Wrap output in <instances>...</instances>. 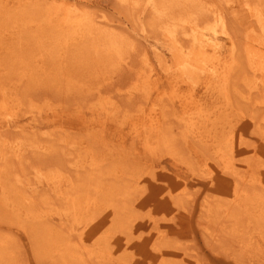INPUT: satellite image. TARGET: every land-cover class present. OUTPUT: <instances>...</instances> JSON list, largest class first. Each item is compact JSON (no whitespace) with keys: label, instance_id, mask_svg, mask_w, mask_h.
Instances as JSON below:
<instances>
[{"label":"rangeland","instance_id":"1","mask_svg":"<svg viewBox=\"0 0 264 264\" xmlns=\"http://www.w3.org/2000/svg\"><path fill=\"white\" fill-rule=\"evenodd\" d=\"M155 1L0 0V264H68L70 254L59 234L74 229L76 236H86L89 250L103 264H160L144 239L162 229L165 239L154 244L165 254L161 264H264V244L245 255L233 244L240 234L259 230L255 204L242 203L239 216L221 226L225 214L217 209L233 199V186L212 184L197 172L209 164L229 183L261 180L257 189L264 195V140L250 119L263 116L255 110L261 93L247 83V72L234 74L235 57L244 67L245 40L264 38V28L244 3L264 16V0H188L166 12ZM55 8L85 10L114 39H125V53L120 40L112 45L116 66L92 68L86 43L64 53V34L56 33L63 12L56 16ZM211 12L221 19L217 27ZM195 38L205 46L204 65L194 59L199 50ZM102 68L106 72L100 74ZM146 72L150 98L144 106L142 94L132 89L145 83ZM217 77H225L226 86ZM128 89L131 99L124 96ZM110 97L113 105L106 109ZM159 98L161 125L174 126L176 134V124L192 113L195 102L204 111L205 143L190 137L178 141L171 148H179L176 161L157 147L154 172L184 183L192 196L176 206L167 202L168 189L147 174L141 161L144 142L136 128L137 112L153 113ZM6 113L8 119L2 116ZM234 134L241 135L243 144L231 159L219 150ZM5 140L16 145V154L7 160L1 157ZM135 150L137 159L131 156ZM92 199L89 211L86 203ZM71 258L84 264L80 252Z\"/></svg>","mask_w":264,"mask_h":264},{"label":"bare ground","instance_id":"2","mask_svg":"<svg viewBox=\"0 0 264 264\" xmlns=\"http://www.w3.org/2000/svg\"><path fill=\"white\" fill-rule=\"evenodd\" d=\"M119 1L120 2H123V1L124 2H127V1L136 2L137 0H119ZM150 1L151 0H144V5H150ZM187 1L188 0H156L154 4H155V7L157 5V8L160 7V9H163L164 12H166L170 7L174 8V5L180 4V3H185ZM244 4L246 5V8L249 12L250 17L253 18L255 21L259 22L261 27L264 28V16H263V14H260L257 10H255L253 7H251L248 4V2L244 3ZM52 10L54 11L56 16H58V13L60 11L63 12L62 17H60V19L56 23L57 24L56 33H57V35H59L60 33L64 34L63 40L61 43L62 44V51L64 53L68 52L69 49H71V47H73L72 51L80 50L84 47L83 46L84 43H86V44H88L87 49H86L87 59L89 60L90 65L91 66L93 65L92 68H96L97 70H99L98 66L100 63H105V65H103V66L106 69H108L110 65L113 67L116 66L115 62H112V59H113V57H115V54H117V50L113 49L112 45H114V44L119 45L120 43H122V44H120V45H122L121 46L122 52L125 53V50L127 49V44L125 43V41H123L125 39L122 40V38H120V37L117 39H114V37H113L114 34H112V32L108 28H106V25L103 24V22H98L94 17H92L91 14L87 13L85 10H82L79 8H74V9L55 8ZM160 14H163V13L161 12ZM211 14H212V21H213L212 24H213V26H216V23L219 22L221 19H219V21H218V19H217L218 16L213 12H211ZM155 17H156V19H158L157 15H155ZM172 20L174 21V23L178 27L182 24L181 19H179L177 21H175L174 19H172ZM221 24H222V22H221ZM253 24H255V23H253ZM220 27L222 28L221 25H220ZM208 29L211 30L210 27ZM219 32H223L225 35H227V33H225L226 31L224 29H220ZM53 35H55V33L52 34L51 36H53ZM113 39H114V41H113ZM197 39L198 38H195L194 40H196V42H198L199 50L195 54L194 59H195V61H198L199 64L204 65L206 63V60H207L206 51L204 49L205 46L201 45V43H199V40H197ZM123 43H125V44H123ZM243 44H244V46H243V56L244 57H242V56L241 57L244 59V67H242V65H243L242 64L241 68H239V58L235 57L234 58V65H235V73L234 74H237L238 72L240 73V71H242L241 74L246 75V72H247V75L250 77V80L248 79L247 83L250 84L251 88L257 89L261 93V99L259 102H256L257 106L255 107V110L261 111L263 116H262V118H258V117H254V116H251V117L249 116V117L252 120L253 125L256 126V128L258 129L257 131H258L259 137L262 140H264V38L252 35L250 38L246 39L245 43H243ZM115 47H117V46H115ZM100 56H102V57H100ZM118 59H120V57ZM241 62H242V60H241ZM236 66H238V67H236ZM113 67H112V69H113ZM105 68H102L103 71H99V73L101 74V73L106 72V71H104ZM145 76H146L145 77V83H143V84L139 83L138 85L136 84V86L132 89L133 91L140 92V94H142L141 96H142V99L144 102V106L147 104V101L150 98V94H149V91H150V88H149L150 75H149V72H146ZM213 78L215 79L216 77H213ZM103 81L106 82L107 80L104 79ZM216 82L222 86H226V84L228 83V81H227V79H225V77H220V78L217 77ZM132 90L128 89L127 93L124 96L128 99H131L130 97L132 95ZM111 99L112 98L110 97L109 100H107V99L105 100L106 109L112 108L113 104H112ZM161 101H162V99L159 98L158 103L156 105L154 104L155 109H154L153 113H145L144 109H141V108L138 110L137 113H139V115H137V118H136L137 119L136 128L138 127V129H141V134L139 135V137L141 139H143V142H144L143 152H142L143 158L141 161H144V165L147 166V168H145V169L146 170L149 169V171H150V172L148 171L147 174L150 173L152 175L153 179H155L160 185H163L164 187H166V189H168L167 193H166L167 194L166 200L169 204H174V206H176L175 204L180 203L179 202L180 200H182V199L185 200L188 198L191 199L190 197H192V196H191V193L188 191V189L184 183L179 184L177 181H174L173 179L168 178L165 175V173L154 172L156 170V166L154 165L153 161L157 156V152H156L157 147L162 146L164 150L167 149V152L170 155L171 159L176 161L177 153L179 152V150H178L179 148L176 146L175 151L171 150V148H172V146H175L174 144L178 143V141L185 142L187 140V138L190 137L189 139L192 138V140L195 142L205 143L206 142L205 141L206 138L204 136L205 131L203 130L204 127H203V123L201 122V119L203 117L202 114L204 113V111H203L201 105L198 102H195L193 107L191 108L192 113L191 114H185V116L182 117L178 121V123L176 124V128L180 130L179 134H176L174 131V129H175L174 126L172 127V125H170L168 127H165V126L161 125L160 118L158 117V115L156 113V111H157L156 107H158L160 105L159 103H161ZM3 105H4V102L1 101L0 112H3ZM8 115H9L8 113H6V116H5V114H2V116L5 119H8ZM184 130L186 133L183 132ZM176 137H180L181 139L176 138ZM154 138H155V141H154ZM161 140L165 141L164 143H162V145L160 144ZM6 141L7 140L4 141L5 144L3 147L5 149V151L3 149V153H1V157L4 158L5 160H7V158H10L12 153L15 152V151L12 152V150L16 146V145L12 146L13 142L8 143ZM242 141L243 140H241V135L236 136L234 134L230 138L227 139L225 146L223 148H220L219 152L226 153L228 156L231 157V159H233L236 151L243 144ZM7 151H10V152H7ZM251 153H252V157H254L255 153H256L255 148L251 149ZM15 154H16V152H15ZM131 156L133 158L137 159L139 156V152L135 150L134 154H132ZM15 157H18V155H16ZM2 170H3L2 166H0V180H1ZM197 172L203 178L209 179L212 184H218V185L221 184V185H225V186L231 184V186H233V189H234L233 199L232 200H225L224 199L226 202L225 208L222 210L217 209V211H219L220 213L225 214L223 217V220H221L220 224L224 220H225L224 224L227 223L226 219H229L232 217L233 218L238 217L240 213L237 212V210H238V208L241 207L242 203L248 202L250 204L251 203L255 204L254 208H256V210L258 212L257 220H256L257 221V229L259 228V230L254 231L253 235H250V236L249 235L244 236L243 234H240V236H241L240 240L234 241L233 244L234 243L236 244V247L238 248V250L240 252H242V255H245V253L250 254L249 252L251 251V249H252V251L257 252L259 250L258 247H260L258 245L262 246L264 244V195L258 194L259 189H257L258 186H262V181L260 180L257 184H255L254 182L248 181L247 178H244V179H240V180H237L235 182L229 183V181L219 177L217 172H215L214 168H212V166L209 164H205V166L202 167ZM195 176L198 177L197 174ZM248 187H250V189ZM253 189H255V190H253ZM24 200L26 202L29 201L28 198H26V197H24ZM256 202H257V204H256ZM260 202H262V203H260ZM34 203L35 202H28L27 204L28 205H34ZM208 203L209 202H204L202 204V207L204 209H206L207 213H210L211 209H210V206ZM94 205H95L94 199L87 202L86 203L87 210H89V211L93 210ZM34 207H36V206H34ZM219 212H217V213H219ZM159 214H161V213H159ZM163 217H164V215H162V218ZM221 226H222V224H221ZM67 228H68V226H66V229ZM60 230H63V229H60ZM74 231H75V229L70 230V232L66 233L67 234L66 236H63L64 234L63 235L59 234L60 235L59 236L60 241L65 246L64 251L67 252L66 254H70V256L68 255L69 257L66 259L68 261V264L69 263L70 264H77V260H74L71 258V254L72 253L74 254L75 251L81 253V259L80 260L84 264H103V262L98 257H94L93 253L89 250L88 246L86 245V236L83 234L80 237H78V236H76V234H73ZM214 232L216 233V231H214ZM220 233H221V231H220ZM166 235L167 234L164 233V229H162V230L158 231V233H156L154 235H149L148 237H146L144 239V241H146L145 243H146L147 247L149 248V250L154 252L153 254L156 257V260H158L160 264H161V259L164 257L165 254L161 253L159 248H157L156 246H159L158 243L162 242L165 239ZM218 235L221 236V234H218ZM232 235H234V234H232ZM214 236L215 237L214 238L212 237V239H215L217 235L215 234ZM75 237H77L78 242H75ZM219 239L221 240V238H219ZM227 239H228V237H227ZM209 240H211V239L209 238ZM215 241H216V239H215ZM74 243L77 244V247L74 246ZM210 243H213V241ZM154 244L156 246H154ZM161 245H165V244H161ZM2 253H1V255H2ZM63 255H65V254H63ZM167 257H169V256H167ZM165 262H166V260L164 261V264H165ZM170 262H171V258H170ZM249 263H251V262H249ZM174 264H177V263H174ZM180 264H183V263H180ZM194 264H197V263L195 262ZM200 264H201V262H200Z\"/></svg>","mask_w":264,"mask_h":264}]
</instances>
